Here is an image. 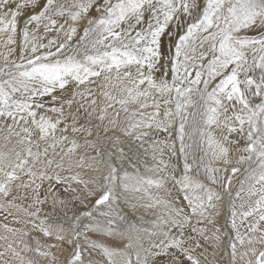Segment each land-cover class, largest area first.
<instances>
[{
	"label": "snow or ice",
	"instance_id": "obj_1",
	"mask_svg": "<svg viewBox=\"0 0 264 264\" xmlns=\"http://www.w3.org/2000/svg\"><path fill=\"white\" fill-rule=\"evenodd\" d=\"M0 221V264H264V0H0Z\"/></svg>",
	"mask_w": 264,
	"mask_h": 264
},
{
	"label": "rangeland",
	"instance_id": "obj_2",
	"mask_svg": "<svg viewBox=\"0 0 264 264\" xmlns=\"http://www.w3.org/2000/svg\"><path fill=\"white\" fill-rule=\"evenodd\" d=\"M0 222H2V221H0ZM9 222H10V219H9ZM4 233H3V229L2 228H0V235H3ZM3 244V241H0V245H2Z\"/></svg>",
	"mask_w": 264,
	"mask_h": 264
}]
</instances>
